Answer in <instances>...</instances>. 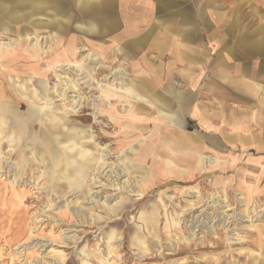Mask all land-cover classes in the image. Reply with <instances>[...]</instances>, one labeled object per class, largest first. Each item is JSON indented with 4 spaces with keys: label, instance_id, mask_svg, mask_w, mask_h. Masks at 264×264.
Segmentation results:
<instances>
[{
    "label": "rangeland",
    "instance_id": "374dc122",
    "mask_svg": "<svg viewBox=\"0 0 264 264\" xmlns=\"http://www.w3.org/2000/svg\"><path fill=\"white\" fill-rule=\"evenodd\" d=\"M56 2L65 11V14L59 16L65 24L64 30L60 33L54 28L40 31V37L43 39L38 53H34L35 50L32 49L33 40L22 38L24 41L17 45L15 54L6 61L2 53L5 46L0 44L2 61L0 76L6 78V84L8 74L9 76L12 74L14 80L33 77V80L44 82L52 95V100L48 106L45 100H41L40 105L54 107L58 111H63L69 102L60 100L57 91L63 89L65 80L75 81L79 89L68 94L80 97L81 104L78 105L77 112L70 113L67 127L77 131L84 130L86 135L98 136L101 133L104 138H96V142L99 146H106L111 156L107 162L112 168L115 164L121 168L124 155L122 151L128 152L129 145H134L136 150L147 144L146 137L153 130L158 129L157 134L163 137L167 129L169 134L175 130L168 128L167 125H171L168 119L167 125L164 118H161L162 121L156 120L157 116H160L156 108L158 105L147 96L141 94V97H134L130 99L131 101L125 98L120 100L117 96L109 99L101 94L97 81L101 83L102 80L106 89L113 92L117 81L122 82V85L132 81L136 86L148 82L153 87L151 91L166 101L167 105H172L171 101L175 99L171 97L176 98V94L184 96L185 111L199 104L206 109L209 108L211 112L214 107L223 109L226 116L231 114L233 117L235 114L233 115L228 107L260 106L261 96L258 99V95L255 97L248 95V101L243 103L226 94L228 97L225 96L221 103L228 105L214 103L208 88L213 82V67L208 61L217 47L214 40L220 39L219 34L228 33L225 41L229 40V44L235 42L234 56L239 59V64L245 65L248 69V76L244 77L264 88V64H261L264 63V0H83L82 3L80 0H56ZM199 11L205 13L202 22H199L202 19L201 13L196 16ZM100 14L101 19L95 20ZM37 17L42 23H47L50 18L44 12ZM66 19L68 22H65ZM219 23L226 24L224 28L232 25V30L216 32L217 26L221 25ZM90 25H95L97 32H93ZM151 25L152 33L145 43L141 46H132L131 40L140 38ZM13 28V33H8L3 26L0 27V42L5 37L17 38L20 35V26L14 23ZM157 32L165 33L166 37ZM176 35L179 40L184 39V36L188 37L191 44L198 45L204 51V64L200 65L204 69L198 72L197 67H190L187 63H183L182 66L178 64L169 70L173 71V75L161 81L160 76L163 77L166 72L161 74L165 70L167 58L176 53L177 45L173 46L169 41ZM258 40L261 41V46L257 50L254 43ZM150 42L152 45H148ZM52 44H56L57 49H51ZM160 44H167L165 53L160 52ZM72 45L75 46L71 48L75 53L73 62L79 66L87 65L90 61L88 56L92 55L99 61L97 64H91L95 65V70L102 61L106 66L105 71L103 73L89 71L86 67L75 70L67 66L66 71L60 69L57 66L59 57ZM193 49L197 50L196 47ZM43 51H48L46 57ZM193 56H196V53L193 52ZM181 67L186 76L193 74V78L186 83L182 82L179 76V72H182ZM115 70H120L123 75H116ZM58 75L66 77L61 79ZM105 75L106 80L103 79ZM230 75L234 79L242 77L236 72H231ZM138 77L140 79L136 80ZM141 78L146 82L144 83ZM87 81L92 85H88ZM2 84L5 87V83ZM169 85L176 88L177 92L171 93L170 87L164 89ZM226 85L230 89L233 87ZM31 89L33 87L29 85L28 91ZM227 89L221 90V94L223 95ZM5 101L0 100V105L5 107L0 110V114L9 121L17 112H20V115L26 114L27 106L24 102L16 101L9 104ZM133 103L138 104L135 107ZM137 107L143 111L132 110ZM176 108L173 107V111ZM169 114L171 113L165 111L163 117L166 118L165 115ZM85 115L89 120L84 121ZM183 118L186 126L182 130L187 134L202 135L209 147V151L203 153L211 158L216 157L215 161L219 162V158L212 150V143L208 141L212 133L201 129L196 118L185 115V112ZM93 120L96 123H93ZM36 121L41 124L40 119L36 118ZM137 122H148L149 125L139 126L135 124ZM42 124L41 130H44ZM248 130L250 134L257 135L260 149L254 147L243 149L240 143L234 141L237 139L234 137L235 129L226 127V133L231 132L233 135L231 138L228 137L229 141H226L218 130L214 131V136L218 138L216 143L220 146L218 148L220 159H224L221 168L218 169L219 163L206 164L202 161L200 168L188 174L163 173V177L160 180L154 179L153 184L148 187V192L143 195L137 185L135 192L132 193L120 189L117 185H111V174L107 171L110 166L105 170L108 172L106 175L105 173L99 175L96 174L97 165L90 167L81 188L76 189L74 194L66 188L67 193L62 197H58V194L52 191L55 187L51 179V176H66L62 169L53 175L39 177L36 166H30L25 178L17 179L18 182L12 185L11 180L16 173L13 168L17 160L14 155L8 159V165L3 163L5 167L0 172V263L264 264V120L260 125L250 126ZM241 134L235 136L239 137ZM70 140L72 144L76 143L74 139ZM6 149L4 144L3 150ZM94 154L91 160L93 163L98 156L96 151ZM225 160L228 163H224ZM178 167L187 169L183 165ZM164 171L162 169V172ZM95 176L100 182L92 184V178ZM135 176L139 180L143 177L141 173H136ZM36 177L39 179L35 180ZM126 180L127 176H121L115 182L122 185ZM37 182L39 185L34 184ZM138 196L141 198L137 200ZM96 200L100 201V204L95 203ZM133 200L137 202L136 206H124ZM68 202L74 207H65ZM193 202H198L199 207L185 214L183 210L189 209V204ZM225 205L228 206L223 207ZM113 207L119 209L111 212ZM144 213H152V220L149 221L152 224V231L142 226L145 224L144 219H141ZM193 224L198 226L193 228ZM138 228L143 232L144 242H137L134 245Z\"/></svg>",
    "mask_w": 264,
    "mask_h": 264
},
{
    "label": "bare ground",
    "instance_id": "6f19581e",
    "mask_svg": "<svg viewBox=\"0 0 264 264\" xmlns=\"http://www.w3.org/2000/svg\"><path fill=\"white\" fill-rule=\"evenodd\" d=\"M82 1L83 0H80V3H82ZM43 12L44 14H48L50 17H48L49 20L47 19V23L38 21L40 19L37 16L43 14ZM62 13L65 14V11L62 7L59 6V3L56 2V0H0V27L3 26V29L6 32L13 33V25L14 23H16V26L19 25L21 29V31H19L20 35L17 38L5 37V39L1 40L0 44L5 46V50H3L4 60L6 61L10 59V57L15 54V52L17 51V45L21 44V42L24 41L22 40V38L33 40L32 44L34 46L32 49L35 50L34 53H38L41 50L40 42L43 39V37H40V31H43L45 29L49 30L48 28H54L56 32L60 33L62 32V30H64L65 24L59 17ZM101 14L99 16H96L95 20H100L102 16ZM66 21L68 22L67 19L65 20V22ZM90 26L93 32H97V27L95 25ZM152 26L153 25H151L146 30L147 32L144 33L140 38L131 40L132 46L143 45L147 37H150V34L152 33ZM163 35L165 36L166 34L163 33ZM52 38L54 37L52 36ZM175 38L177 41L178 36L176 35ZM18 40L20 41L18 42ZM174 44H178L176 47V53L174 54L173 61L166 62L165 66L167 68H171L176 64H180L181 59L184 58L185 55H187L183 48L184 44L179 45L178 41ZM148 45H152V43L150 42ZM56 47V44H52V46H50V48L53 50L57 49ZM74 47L75 46L72 45L69 46L68 49H66L65 53H63L61 57H59V64L57 66L60 69H64L65 71L66 66L75 70L80 69L81 67H86L89 71H94L96 67L95 65L92 66L91 64H97L99 61H96L92 55H86L90 58V61L87 65L79 66L78 63L73 62L75 53L71 51V48ZM166 49L167 44H160V52L165 53ZM44 53V57H46L48 51ZM105 68V64H103L101 61L99 65H97V70L95 71L103 73L105 71ZM164 71H167V69L163 70L161 74H163ZM114 73H116V75H123L120 70H115ZM169 74L170 73L167 71L164 73L163 77L160 76L162 78L161 81H163L165 77L167 78ZM180 75L181 77H183V74ZM8 76V81L7 84L5 83V87H3V84L0 85V100H6L5 102L9 104L16 103V101H21L22 103L24 102L27 106L26 116L24 117L15 116L12 120L9 121L5 116L0 114V172H2V170L4 169L5 163H7L8 165V159L15 155L17 160L13 169L16 170V173L12 178L13 180H11L12 185L14 184V182H18L17 179L25 178L30 166H36L37 172H39V177H44L46 174L53 175L59 172L60 169H62L64 175L67 174L66 176H51V179L54 181L53 187H55L52 191L58 194V197H62L67 193L66 188H68L72 194L75 193L76 189L81 188L84 184V179L88 175L90 167H92V165H97L98 167L96 168L98 172H96V174L103 175L105 173L104 175H106L108 172H110L109 174H111L112 181L111 185H117L120 189L125 190L128 193L135 192V186L137 185L142 190V192L140 193L141 195H143L148 192V187L153 184L154 179L160 180V178L163 177V173L165 175L173 173L182 175V173H187L188 171L186 169H177V165L179 164L188 166V168L190 169L189 171H192L200 168L201 161H204L206 164H212L216 162L215 159L211 158L210 156L198 153V151H200L202 148L203 142L199 141L198 137L195 134L183 133L181 132V129H179L183 128V114L187 111H185L184 109V96H181L180 93L179 95L176 94V98L171 97L175 99L173 100V102H171V104H175V106L167 105L166 101L160 99V97H157L156 94L151 91L153 90V87H151L148 82L145 83L146 81L144 80V78H141V80L144 81L145 84L139 86H136L132 81H129V83H127L126 85H122V82L117 81V83H115V92L106 89L102 80H100L101 83L97 81V87L102 92L101 94H103V96H107L109 99L117 96V98L119 97L120 100L125 98L126 100L129 99V101H131L130 99H134V97H141V94L147 96L150 100L154 101L158 105L156 108H158V114H160V116H157L156 120L162 121L161 118H164L165 124H167V119L165 120V117H163V113H165V111H167V113H172L174 110L173 107H177L174 111L175 117L167 118L169 123L173 124L178 132L175 131L172 134H167L165 132L166 135L163 137V135L157 134L158 129H155L156 133H154L155 130H153L150 136L146 137V141L148 142L147 144L145 143L142 147H140L139 149L137 148L136 150L134 149V145H129L128 152L125 153L124 151H122L124 155L123 162L121 163V168H118L117 164H115L114 168H112L111 164L109 165L107 162L110 155L109 151L106 150V146H99V144L96 142V138H104L101 133H99L98 136L86 135L84 133V130L77 131L74 128L67 127L69 125L70 113L77 112V107L79 104H81L80 97L77 98V95L75 94H68L72 91L74 93V91H77L79 89L75 81L65 80L63 89H59L57 91L60 100H62L63 102H66L65 100H67V102H69V105H66V108L63 111H58L54 107H42V105H40L41 100H45L47 104L46 106H48V104H51L50 100H52V95L48 92L44 82L33 80V77H30V79L22 78V80H14L13 77H11L12 74L9 77ZM58 77L63 79L66 76L58 75ZM106 78L107 76L105 75L103 79L106 80ZM166 78L164 80H166ZM135 79L138 80L140 79V77ZM10 81H12V83ZM87 84L89 85L91 83H88L87 81ZM29 85L33 87L31 91H28ZM244 85L246 86V88H251L254 90V87H252L250 84L244 83ZM260 86L256 85V90H258ZM169 87L172 91L171 93L177 92L176 88L170 85L165 87L164 89H169ZM116 93L118 94L116 95ZM133 101L135 102V100ZM137 104L138 103L135 104V107ZM0 106L1 108H5L2 107V105ZM138 108L140 107L133 108L132 110H135L137 112L143 111L142 108ZM144 109L148 110V108ZM239 111L244 112L246 110L241 109ZM254 112L255 114H257L256 111ZM91 113L96 114V112ZM86 115L84 117L82 116L84 121L89 120V117H87ZM36 118L41 120V124L43 123L42 125L44 126V130H41L40 123H36L38 122L36 121ZM93 119H95V116H93ZM208 121L211 122V120ZM94 122L95 120H93V123ZM135 124L139 126L149 125L148 122H137ZM85 137L88 138L84 139ZM70 138L74 139L76 143L72 144ZM77 141H79V143ZM4 144L7 148L6 151L3 150ZM92 149L95 150L96 155H98L95 159V163L91 161L93 155H95V151H91ZM45 157H47L46 162ZM109 166L110 169H108V172H106L105 170ZM162 169L165 171L162 172ZM136 173H141L143 177H141V179L139 180L136 176L134 177V174ZM121 176H127V180L123 182L122 185H119V183L115 181L118 180V178ZM39 177H36L35 180L39 179ZM59 180H64L68 185L65 182H58ZM92 180V184L100 182L97 181L96 176L92 178ZM34 184L39 185V182ZM88 192H90V189ZM91 194L93 195V193ZM140 198L141 196H138L137 200ZM97 202L100 204V201L96 200L95 203ZM136 204L137 202L133 200L130 203H125L124 206L129 205L130 207H132L133 205L136 206ZM197 204L198 202H193L189 204V209H184L183 211L185 212V214L187 213V211L193 212L199 207L197 206ZM102 206H104V203H102ZM227 206L228 205H225L223 207ZM65 207L73 208L74 206L68 202ZM118 209L119 208L113 207L111 208V212H115ZM144 214L145 215H143L141 219H144L145 224H143L142 226L144 227V229H151L152 231V224L149 223V221L152 220V213ZM178 222L179 221H177V225ZM171 225L172 223H170L169 225L170 228ZM177 225L175 224V226ZM197 226L193 224L192 227L195 228ZM136 231L137 238L135 237L136 241L133 242L134 245H136L137 242H144V235L141 229L138 228ZM63 243H65V241ZM59 246L64 247L65 244H59ZM141 246L142 245H139V247Z\"/></svg>",
    "mask_w": 264,
    "mask_h": 264
},
{
    "label": "crops",
    "instance_id": "0c3cea01",
    "mask_svg": "<svg viewBox=\"0 0 264 264\" xmlns=\"http://www.w3.org/2000/svg\"><path fill=\"white\" fill-rule=\"evenodd\" d=\"M199 13H201V15H200L202 18L201 21H199L197 17L196 18L199 22H202L205 18V13H204V11H199L196 13V16ZM186 22H188V20ZM188 23H184V24H188ZM219 24H221V25L217 26L216 32L219 31V32L223 33V31H225V30H232V28H231L232 25L229 28H224V25H226V24H224V23H219ZM197 27H199V26H197ZM158 34L162 35L163 33H158ZM219 35H220V39L214 40V44L217 47L214 48L211 56H209L210 60L208 61V64L210 63L211 66L213 67V74H212L213 75V82H211L210 86L208 85V88H210V91L212 94V98H213L212 101L214 100L213 101L214 103L228 105V104L221 103L223 98H225V96H227V95L229 97L233 96L236 98L237 101L243 102V103H246L248 101V95H252L253 97L258 95V99L260 98L259 96H261V98H260L261 101H260L259 107H251V105H250V107H247L244 105H238L237 106L238 108L240 107V108L246 110L244 112L239 111L238 108H235V107H232V108L228 107V109L232 112V114L233 115L235 114L233 117H231V114L226 116L225 115L226 113L223 109H217L216 107H214V109L211 112L209 108L206 109L205 107H202L199 104H197V107L187 109L185 115L188 114V115L196 118L197 124L199 125V127L201 129H205L208 132L212 133V135L208 139V141L210 143H212L211 145L213 146L212 150L214 152V155H216L217 158H219L218 160H220L219 162H214V163H219V164H217L218 166L220 165L218 167V169L222 167L221 162L224 159H220L221 154H220L219 149H218V148H220V146H219V144L216 143V139H218V138L213 135L214 131L218 130V132L224 136L225 140L229 141L228 137L231 138L233 135L231 134V132L226 133L225 129H226V127L231 128V129H235L236 133L234 134V137H236L237 139H235L234 141H237V143H240V145L242 146L243 149L254 147L255 149L258 150V149H260V147L258 146L259 139L257 138V135L256 134H254V135L250 134L247 131H249L248 128L250 126L257 125V124L260 125L262 123V121L264 120V88H263V86L262 85L260 86L259 83H254L250 79H246V77H244V76H248L247 75L248 69L245 65L239 64L238 63L239 59L234 56L233 51H234V47H235V42H233L232 44H229V42H230L229 40L225 41V38L227 37L228 33L223 34V35L219 34ZM222 36H224V37H222ZM165 37H166V35H165ZM175 37L171 38V40H169V41L172 42L173 44L175 42L177 43V41H178L179 45L184 44L183 48L187 54V55H185L184 58L181 59V63L179 64V66H182L181 64H183V63H187L190 67H197L198 72L201 69L203 70L204 69L203 66L201 68L200 65L204 64V56H203L204 51L202 49H200V47H198V45L191 44L188 37L184 36V39H180V40L177 39V41H176ZM260 42L261 41L258 40V41H255V43H254V47H257V50L261 46ZM173 46H175V44ZM193 47H196L197 50L195 51L193 49ZM222 48L224 50H222ZM193 52L196 53V56H193ZM208 53H209V51H208ZM173 57H174V55L169 57L170 59L167 58L168 60L166 62L173 61V59H174ZM1 62L2 61L0 60V68L2 67ZM166 62H165V64H166ZM161 63H162V61H161ZM165 64H164V67H165V69H167L168 72H169V70L174 68V66L171 68H167L165 66ZM261 64H264V63H261ZM176 65H178V64H176ZM260 67H261V70H263L262 66H260ZM181 71L182 72H179V73L183 74L182 75L183 77H181L180 74H179V76H180V79L182 82L186 83V82H188L189 79L193 78V74L190 76H186L185 73H183L184 69L182 67H181ZM231 72H236V74H238L240 76L242 75V77H240L238 79L237 78L234 79L233 76L230 75ZM169 73L170 74L167 78H170L171 75H173V71H170ZM176 75L178 76V74H176ZM227 75L230 77H228ZM0 79L2 80V83H6V78H4L3 76H0ZM198 81H199V79H198ZM2 83L0 82V85ZM244 83L250 84L252 87H254V90L251 88H246ZM226 84L232 85L233 87L230 89ZM256 85L260 86L258 90H256ZM225 89H227V90L222 95L221 90L225 91ZM233 92L235 93V95ZM221 95H222V97H221ZM220 98H222V99H220ZM171 102H173V100ZM197 102H199V101H197ZM2 107H3V105H2ZM1 109L2 108L0 106V110ZM254 111H256L257 114H255ZM173 113H174V111H173ZM173 113L169 114L168 116L174 118L175 113L174 114ZM15 116H23L24 117V116H26V114L20 115V112L19 113L17 112V114ZM165 116H166L165 120L168 119L167 118L168 116L167 115H165ZM208 120H211V122ZM36 123H38V122H36ZM167 126H168V128L171 127L176 132H178V130L175 129V126L173 124L167 125ZM185 126H186V122H185V119L183 118L182 127L184 128ZM183 128H179V129H181V132L185 133L182 130ZM175 131L171 132V134L174 133ZM197 132H199V131H197ZM238 133H242L241 136H239V137L235 136ZM150 134L148 136H150ZM167 134H169L168 129H167ZM191 134H195V133H191ZM195 135L198 137L199 141L203 142L202 148L200 151H198V153H201L202 155H207L203 152L209 151V147L207 146L203 136L202 135L199 136L197 133ZM166 137H168V136H166ZM207 156H209V155H207ZM212 158L215 159L216 157H212ZM226 161L227 160H225L224 163H228ZM214 163H212V164H214ZM179 165H183V164H179ZM179 165H177L178 170L183 168V167H181V168L178 167ZM183 166H185V165H183ZM186 167H187V169L186 168H183V169L184 170L186 169L188 172H191V171H189L190 169L188 168V166H186ZM216 169L217 168H214V170H216ZM216 171H218V170H216ZM188 172H187V174H188Z\"/></svg>",
    "mask_w": 264,
    "mask_h": 264
},
{
    "label": "built area",
    "instance_id": "2783aa9c",
    "mask_svg": "<svg viewBox=\"0 0 264 264\" xmlns=\"http://www.w3.org/2000/svg\"><path fill=\"white\" fill-rule=\"evenodd\" d=\"M0 264H4V263H0Z\"/></svg>",
    "mask_w": 264,
    "mask_h": 264
}]
</instances>
